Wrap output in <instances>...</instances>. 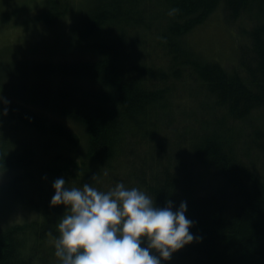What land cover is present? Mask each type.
<instances>
[{
	"label": "trees",
	"instance_id": "obj_1",
	"mask_svg": "<svg viewBox=\"0 0 264 264\" xmlns=\"http://www.w3.org/2000/svg\"><path fill=\"white\" fill-rule=\"evenodd\" d=\"M42 1L53 25L75 6ZM219 7L237 29L229 64L184 40ZM81 9L73 44L86 58L0 62V264H59L60 176L101 190L123 181L159 206L186 201L197 239L162 264H264V0ZM21 208L32 217L12 220Z\"/></svg>",
	"mask_w": 264,
	"mask_h": 264
},
{
	"label": "clouds",
	"instance_id": "obj_2",
	"mask_svg": "<svg viewBox=\"0 0 264 264\" xmlns=\"http://www.w3.org/2000/svg\"><path fill=\"white\" fill-rule=\"evenodd\" d=\"M0 100L8 103L2 95ZM6 113L4 108L0 115ZM52 186L51 205L65 206L54 244L59 264H162L197 239L186 201L176 207L168 199L159 206L146 191L123 181L101 190L92 182L68 186L60 176Z\"/></svg>",
	"mask_w": 264,
	"mask_h": 264
},
{
	"label": "rangeland",
	"instance_id": "obj_3",
	"mask_svg": "<svg viewBox=\"0 0 264 264\" xmlns=\"http://www.w3.org/2000/svg\"><path fill=\"white\" fill-rule=\"evenodd\" d=\"M82 1L74 0L72 12L53 25L39 17L44 7L42 0H0V62L23 68L38 61L86 58L87 52L73 44L76 33L72 30L82 10ZM219 8L206 22L187 33L184 40L206 58L229 64L235 58L237 29L225 21L222 7ZM6 176L0 171V182ZM31 217L32 213L24 208L15 210L10 216L12 220Z\"/></svg>",
	"mask_w": 264,
	"mask_h": 264
},
{
	"label": "bare ground",
	"instance_id": "obj_4",
	"mask_svg": "<svg viewBox=\"0 0 264 264\" xmlns=\"http://www.w3.org/2000/svg\"><path fill=\"white\" fill-rule=\"evenodd\" d=\"M59 166V165H58ZM67 167V166H66Z\"/></svg>",
	"mask_w": 264,
	"mask_h": 264
}]
</instances>
